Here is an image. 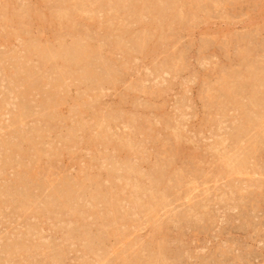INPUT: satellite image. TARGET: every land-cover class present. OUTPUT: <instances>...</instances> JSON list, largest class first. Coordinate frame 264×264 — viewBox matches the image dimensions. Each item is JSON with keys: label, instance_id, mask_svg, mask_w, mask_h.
<instances>
[{"label": "rangeland", "instance_id": "1", "mask_svg": "<svg viewBox=\"0 0 264 264\" xmlns=\"http://www.w3.org/2000/svg\"><path fill=\"white\" fill-rule=\"evenodd\" d=\"M0 264H264V0H0Z\"/></svg>", "mask_w": 264, "mask_h": 264}, {"label": "bare ground", "instance_id": "2", "mask_svg": "<svg viewBox=\"0 0 264 264\" xmlns=\"http://www.w3.org/2000/svg\"><path fill=\"white\" fill-rule=\"evenodd\" d=\"M74 49V48H73ZM259 118V117H258Z\"/></svg>", "mask_w": 264, "mask_h": 264}]
</instances>
